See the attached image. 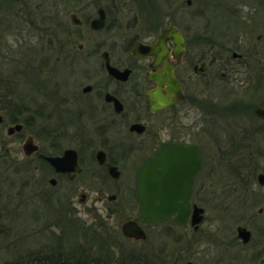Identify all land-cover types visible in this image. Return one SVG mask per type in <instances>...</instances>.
<instances>
[{
  "label": "flooded vegetation",
  "instance_id": "obj_1",
  "mask_svg": "<svg viewBox=\"0 0 264 264\" xmlns=\"http://www.w3.org/2000/svg\"><path fill=\"white\" fill-rule=\"evenodd\" d=\"M106 1L100 3L93 16L86 19L80 18L77 12L70 16L72 25L76 29L85 28V32L68 30L66 34L74 36L64 40L56 35V50L63 55L58 58L59 63L62 62L60 67L67 66L70 71L63 76L60 67L57 68L59 63L53 64L50 74L55 73L52 79L58 78L54 90L52 87L49 90L51 95H41V100L18 95L14 79L9 80L8 89L0 87V93H5L0 94V145L7 152L9 168L15 171L23 166L28 180L40 174V195L56 196L60 192L66 196L79 195L80 202L84 203L97 189L96 196L100 200L118 204L107 207L113 213L114 210L133 213L135 203L136 217L124 222L121 232L125 223L134 221L142 227L146 239L128 240L140 243L155 240L156 230L163 228L168 237L167 245L174 248L182 243L181 250L184 251V246L188 256L189 249L193 247L192 236L202 233L206 209L201 200L207 197L208 190L213 189V185L208 186L203 172L208 139L217 142L218 130L208 127L210 122L207 119L228 110V114L238 115L236 120L242 124H236L243 125V141L247 142H243L246 156L233 160L232 202L240 214L238 220H243L236 226L235 246L249 252L241 260L235 257L234 263L264 264V117L258 114L264 110V23L257 27L254 25V22L259 23L256 18L259 11H264V0H170L165 17L167 22L232 19V22L253 27L252 31H240L237 40L229 45L224 40L223 43L212 40L208 34L181 31L185 51L180 55L176 54L174 43L168 40V53L164 55L162 68L173 67V76L182 91V98L173 101L175 95L170 94L169 84L160 82L155 57L146 52V47L158 43L161 31L157 36L146 38L136 31L112 32L126 6L118 5L116 0ZM73 15L79 23L73 22ZM102 15L103 29H93V21ZM145 17L148 16L134 14L131 20L140 22ZM254 30L260 34H255ZM77 34H89L87 42H84L87 36L76 37ZM83 61L87 65L80 67L79 72L76 67ZM90 61H95L97 70ZM43 70L42 65L41 76ZM69 73L74 78L71 81H68ZM48 74L46 69L45 76ZM222 84L254 86L257 92H261L262 87L263 101L257 95L259 101L237 98L223 104L219 96ZM191 114L198 120L193 128L196 133L191 132V121L184 122ZM246 123L247 126L244 125ZM27 144L29 153L25 150ZM167 144L197 146L201 167L194 178L186 223L179 224L172 217L150 226L137 217L140 209L138 172ZM232 145V151L240 150L239 144L233 142ZM20 155L23 158H19ZM48 158L61 159L59 169ZM223 158L224 155L216 160L217 163H221ZM224 191L223 187L222 193ZM220 192L215 190L213 194ZM124 200L133 206L128 208ZM196 209L203 211L199 225H193ZM94 222L101 228V222L97 219ZM167 224L169 227L164 228ZM177 230L183 232L180 237L176 236ZM136 257L139 261L144 255ZM158 257L161 258L160 253ZM167 257L172 259L171 255ZM120 258V262L134 259L122 252ZM159 258L158 262L163 261ZM164 262L175 264L167 258ZM187 264L192 263L188 261Z\"/></svg>",
  "mask_w": 264,
  "mask_h": 264
},
{
  "label": "rangeland",
  "instance_id": "obj_2",
  "mask_svg": "<svg viewBox=\"0 0 264 264\" xmlns=\"http://www.w3.org/2000/svg\"><path fill=\"white\" fill-rule=\"evenodd\" d=\"M103 2L107 1L0 0V87H4L1 89H8L9 80L14 79L18 85L16 89L18 95L25 94L31 100H41V95H51L52 91L49 90L51 87L54 90L58 76L52 79L55 73L51 75L50 70L53 64L59 63L58 58L62 55L56 50L58 47L56 35H60L64 40L71 35L66 34L68 30L85 32V28L76 29L72 25L70 16L77 12L80 18L86 19L90 15L93 16L95 8ZM116 2L126 7L122 9L121 20L115 24L117 28H113L112 32L136 31L141 37L146 38L151 35L157 36L163 27L176 25L183 32L188 30L191 34H208L212 40L218 43L225 41L229 45L237 40L240 31L253 29L252 25L249 28V24L242 22L238 24L236 21L232 22V19L212 22L198 19H193L192 22H167L165 17L170 0H116ZM180 10L183 14V8ZM134 14L148 17L135 22L131 20ZM259 14L256 17L259 23L254 22L255 27L264 23V11L260 10ZM254 31L255 34H260L259 31ZM78 36H87L84 40L86 43L89 34H77L76 37ZM89 45L88 43L87 46ZM90 64L96 66L95 61H90ZM42 65L44 70L41 76ZM85 65L87 64L83 61L82 65L76 67L77 71L80 72V67ZM46 69L49 73L47 76ZM60 71L63 75L70 70L67 66H61ZM67 77L68 81L74 79L70 73ZM220 89L219 96L222 97L223 104L237 98L259 101L257 95L260 96V101H263L262 87L261 92H257L254 86L235 87L228 84H222ZM227 112L229 111L224 109L222 115L215 116L217 118L207 119L210 122L208 127L218 130L217 142L208 139L206 166L203 172L208 186L213 185V189L212 191L207 189V197L201 200L202 206L206 209L202 233L192 236L193 247L191 246L192 250L189 249L188 256V250L184 246V251L181 250L182 243H178L174 248L173 245H167L168 237L165 235L167 233L162 231L163 228L156 230L155 240L150 239L144 243L125 238L121 226L127 220L136 217L135 203L133 213H119L120 210H114L113 213L107 207H116L118 204L100 200L96 196L97 189L84 203L80 202L79 195L66 196L62 192L56 196L40 195L42 184L40 174L28 180L23 166H19L15 171L10 169L7 152H4L0 145V264L24 262L31 264L30 259L33 258L45 260L48 256H70V253L82 250L88 252L92 261H99L102 264H121V252L133 256L134 264H166L164 262L166 258L175 264H187L188 261L192 264H235V257L241 260L249 251L235 246L236 226L243 220H238L240 214L232 202L235 178L233 160L246 156L244 144L247 142L243 141V125L236 124H242L236 120L238 115ZM194 117L195 115L191 114L190 120H184L185 123L191 121L192 133H196L193 128L198 121ZM244 125L247 126V123ZM257 136L260 139V135ZM233 142L239 144L240 150L232 151ZM222 155L223 161L217 163L216 160ZM19 158L23 156L20 155ZM222 185L224 193L223 187L220 192ZM215 190L220 193L214 195ZM124 205L128 208L133 206L132 203L128 205L127 200H124ZM88 210L92 213L90 214ZM96 219L101 222V228L94 225ZM169 224L164 228H168ZM182 234L181 230L176 231L177 237ZM167 252L173 260L167 257ZM142 253L143 259L138 261L136 256ZM159 253L161 258L158 257ZM158 258L163 261L158 262Z\"/></svg>",
  "mask_w": 264,
  "mask_h": 264
},
{
  "label": "water",
  "instance_id": "obj_3",
  "mask_svg": "<svg viewBox=\"0 0 264 264\" xmlns=\"http://www.w3.org/2000/svg\"><path fill=\"white\" fill-rule=\"evenodd\" d=\"M104 15L93 21L92 27L101 30L104 27ZM75 23H79L72 16ZM157 44L146 47V52L155 57V68L160 72V82L168 83L170 94L175 95L171 100L182 98L181 86L173 76V67L164 64V55L168 53L167 41L175 45V52L180 55L185 51L184 37L176 27L162 29ZM166 74V77L162 76ZM170 98V97H169ZM258 114L264 117V110ZM29 153V144L25 145ZM34 151V150H33ZM48 161L59 169L61 159L48 158ZM201 167L200 151L197 146L165 145L150 157L138 172L137 196L140 202L138 218L149 225H157L172 216H176L179 224H185L190 211V196L194 184V177ZM202 210L196 209L193 215V225L202 221ZM123 232L127 237L144 239L145 234L134 222L126 223Z\"/></svg>",
  "mask_w": 264,
  "mask_h": 264
},
{
  "label": "trees",
  "instance_id": "obj_4",
  "mask_svg": "<svg viewBox=\"0 0 264 264\" xmlns=\"http://www.w3.org/2000/svg\"><path fill=\"white\" fill-rule=\"evenodd\" d=\"M70 256H58V257H51L48 256L45 258V260H42V258H33L30 259L32 262L31 264H102V262L91 260L88 255L87 251H75L73 253L69 254ZM137 262V261H136ZM20 264H26L20 263ZM121 264H134V259L131 261H123ZM139 264V263H138Z\"/></svg>",
  "mask_w": 264,
  "mask_h": 264
}]
</instances>
